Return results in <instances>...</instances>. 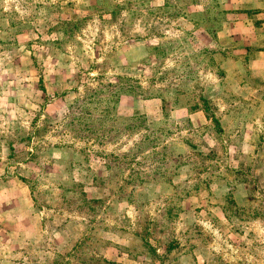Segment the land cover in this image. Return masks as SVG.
I'll return each instance as SVG.
<instances>
[{
  "label": "rangeland",
  "instance_id": "374dc122",
  "mask_svg": "<svg viewBox=\"0 0 264 264\" xmlns=\"http://www.w3.org/2000/svg\"><path fill=\"white\" fill-rule=\"evenodd\" d=\"M0 264H264V0H0Z\"/></svg>",
  "mask_w": 264,
  "mask_h": 264
}]
</instances>
